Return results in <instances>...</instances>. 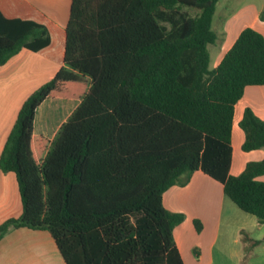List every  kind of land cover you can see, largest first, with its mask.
I'll return each mask as SVG.
<instances>
[{
  "label": "trees",
  "instance_id": "1",
  "mask_svg": "<svg viewBox=\"0 0 264 264\" xmlns=\"http://www.w3.org/2000/svg\"><path fill=\"white\" fill-rule=\"evenodd\" d=\"M218 1L71 0L63 65L23 101L0 153L22 205L0 239L45 229L66 264H183L173 231L185 215L163 193L197 170L264 223V157L229 173L234 106L264 85V35L244 28L210 68ZM48 44L45 26L0 11V65ZM47 98L79 100L53 137L34 132ZM239 126L244 151L264 146L250 108Z\"/></svg>",
  "mask_w": 264,
  "mask_h": 264
},
{
  "label": "crops",
  "instance_id": "2",
  "mask_svg": "<svg viewBox=\"0 0 264 264\" xmlns=\"http://www.w3.org/2000/svg\"><path fill=\"white\" fill-rule=\"evenodd\" d=\"M71 0H0V11L7 18L33 20L45 26L49 44L33 51L22 48L5 64L0 65V90L19 89L27 81L51 79L63 65L65 28ZM264 0H219L212 18V29L221 52L215 67L233 45L240 32L251 27L264 35ZM27 75V76H26ZM28 94V93H27ZM0 92V153L18 111L27 98L15 102V96L1 97ZM29 95V94H28ZM45 100L36 110L34 132L54 135L73 109L56 125L47 123ZM246 108L264 120V85H248L234 106L231 128V162L229 173L240 174L249 161L264 157V146L244 151V132L239 126ZM39 130V131H38ZM264 181V175L259 177ZM166 209L185 215L173 231L183 264H264V223L239 209L223 191V183L202 170L192 173L185 185H173L163 193ZM22 211L16 176L0 169V224L19 217ZM194 219L202 222L197 231ZM0 264H66L51 233L45 229L11 228L0 239Z\"/></svg>",
  "mask_w": 264,
  "mask_h": 264
},
{
  "label": "rangeland",
  "instance_id": "3",
  "mask_svg": "<svg viewBox=\"0 0 264 264\" xmlns=\"http://www.w3.org/2000/svg\"><path fill=\"white\" fill-rule=\"evenodd\" d=\"M207 48L210 57L209 67L213 68L217 55L221 52L220 46H218L217 43H213L209 44ZM47 81L48 80H44L43 82H41V84L37 81H27L25 84L23 83V86L13 92L12 90L7 88L2 89L0 90V92L2 93L1 97L6 96L7 98H10L15 96V102L19 101L20 104L23 100L22 97H24L25 95H27L26 97H28V94L32 93L35 89H37L39 86H41ZM46 100L47 101L44 105L45 108L42 106L38 109V117H40L42 114H45L46 122L49 124L54 123L53 125H56L67 113H69V111L73 109V107L77 106V104L79 103V100L75 99L47 98ZM53 136L54 135H50V137Z\"/></svg>",
  "mask_w": 264,
  "mask_h": 264
}]
</instances>
